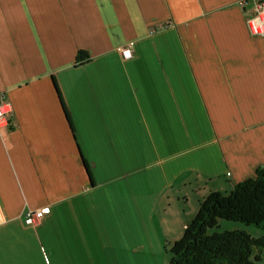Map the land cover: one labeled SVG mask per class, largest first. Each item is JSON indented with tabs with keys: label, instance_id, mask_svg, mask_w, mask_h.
Segmentation results:
<instances>
[{
	"label": "crops",
	"instance_id": "crops-1",
	"mask_svg": "<svg viewBox=\"0 0 264 264\" xmlns=\"http://www.w3.org/2000/svg\"><path fill=\"white\" fill-rule=\"evenodd\" d=\"M241 2L0 0V264H167L161 233L196 210L158 207L255 175L264 34Z\"/></svg>",
	"mask_w": 264,
	"mask_h": 264
},
{
	"label": "trees",
	"instance_id": "trees-1",
	"mask_svg": "<svg viewBox=\"0 0 264 264\" xmlns=\"http://www.w3.org/2000/svg\"><path fill=\"white\" fill-rule=\"evenodd\" d=\"M79 50L77 62L89 59ZM221 219L240 221L264 230V165L254 176L233 182L230 191H211L200 202L198 212L184 229L183 236L166 252L167 264H253L264 254V235L245 229L210 230ZM167 246V245H166Z\"/></svg>",
	"mask_w": 264,
	"mask_h": 264
},
{
	"label": "rangeland",
	"instance_id": "rangeland-1",
	"mask_svg": "<svg viewBox=\"0 0 264 264\" xmlns=\"http://www.w3.org/2000/svg\"><path fill=\"white\" fill-rule=\"evenodd\" d=\"M182 180L180 179L179 181L181 182ZM225 181H226V184H224L223 186L214 187L216 185H219V183L217 181H216V184H214L211 180L207 181L205 178H199V177H195V176L192 177V179L189 181V183H187L186 185L182 184V189H180L178 194H183L184 191L186 190L187 191L186 193L189 194L188 198L190 199L191 196L194 195L193 198H191L188 202H184L183 200H181L178 203L177 201H174V203H172L171 208H168V206H159L158 210L156 212V217L163 218V217H165V215H164L165 211L172 212V211H174V210L176 211V209H178L180 211H183L182 217H185L188 219L191 218V216L194 213L193 212L194 210H196V213L198 212V209H199L198 199L201 198L203 193H208L210 191V188H206V186L210 182L212 185H214L213 188H211V189H218V191H223V192L232 190L233 184H230L227 178H225ZM227 184H229L230 186H227ZM177 186H178V183H176L174 185L173 191H171V193H173V194L177 193L176 192V191H178V189H176ZM228 189H230V190H228ZM202 199L203 198H201L200 200H202ZM195 206H197V208L193 209V207H195ZM169 221H171V220H169ZM167 224H170V222H167ZM181 225L182 224L177 225V232L169 233L170 236H166L165 232L161 233V235L163 237V239H162L163 244L165 246L167 245L166 247L168 248V251L171 249L170 248L171 244L183 236L184 232L181 230L182 229ZM164 226H166V225L164 224ZM228 229H245L250 234H252L254 236L264 235V230L261 228L255 227L254 225H247V224L240 222V221H232V220H227V219H221L220 223H219V227L214 228L210 231L211 232L224 231V230H228ZM253 264H264V254L261 255V259L259 261L254 260Z\"/></svg>",
	"mask_w": 264,
	"mask_h": 264
},
{
	"label": "built area",
	"instance_id": "built-area-1",
	"mask_svg": "<svg viewBox=\"0 0 264 264\" xmlns=\"http://www.w3.org/2000/svg\"><path fill=\"white\" fill-rule=\"evenodd\" d=\"M242 7L246 12H250L247 25L253 34H264V0H242ZM125 59L133 56L131 47H118ZM13 105L0 95V132L4 138L8 137V133L13 125ZM50 212V207H43L39 210L30 211L26 216L28 225L38 224L43 217Z\"/></svg>",
	"mask_w": 264,
	"mask_h": 264
}]
</instances>
